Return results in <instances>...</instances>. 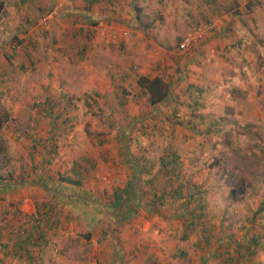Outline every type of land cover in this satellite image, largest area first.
Instances as JSON below:
<instances>
[{"label":"rangeland","instance_id":"1","mask_svg":"<svg viewBox=\"0 0 264 264\" xmlns=\"http://www.w3.org/2000/svg\"><path fill=\"white\" fill-rule=\"evenodd\" d=\"M99 1L105 14L98 19L102 22H107L109 14L118 25L127 9L133 20L146 26L144 31L154 24L153 33L150 28L151 34L138 39L139 58L133 60L119 48L123 31L108 44V58H94L92 36L87 32L89 38L79 41L87 55L72 61L66 44L74 24L67 9L83 7L87 1L4 0L0 21L8 11L6 17L11 16L16 27L23 25L17 37L33 25L39 32L36 51L43 50L42 43H51L50 48L63 55L58 59L63 64L50 73L36 66V73L29 75L30 89L15 69L13 83L0 95V264H39L40 260L51 264L61 242L71 243L75 256L86 254L85 258L90 249L101 245L112 252V264H120L118 257L127 259V264L146 260L149 264H201L200 255L207 247L194 246L201 232L184 240L181 220L172 215L173 210L152 205L145 191H140L132 157L138 143L155 155L175 144L187 161L186 177L209 189V220L215 226L221 222L224 228L217 226L218 236L232 233L247 242L253 234H246L249 220L264 199V0ZM199 30L203 37L198 36L178 59L174 73H161L171 88L169 97L151 104L143 95L144 87L137 88L139 75L152 71L156 49L174 50L185 36ZM54 33L62 37L60 43ZM94 61L100 66L97 71L90 64ZM66 62L74 66L73 77ZM121 68L130 76L119 81ZM198 115L206 116V124L216 116L225 129L220 135L203 133L205 124L194 126L200 121ZM143 123L147 133L142 131ZM77 169L84 174L80 185L62 180L77 179ZM132 180L134 190L122 192V206H117L115 190L125 189ZM262 214L256 224L264 223ZM41 223L49 230L47 242L39 239L35 249L21 247L16 254L12 243H27L33 225ZM135 244L141 247L129 250ZM217 246L218 242L213 244ZM182 250L187 257H174ZM257 259L264 262L263 250Z\"/></svg>","mask_w":264,"mask_h":264},{"label":"trees","instance_id":"2","mask_svg":"<svg viewBox=\"0 0 264 264\" xmlns=\"http://www.w3.org/2000/svg\"><path fill=\"white\" fill-rule=\"evenodd\" d=\"M211 1L215 2L216 0ZM4 4V0H0V15L4 10ZM140 86L144 87L143 95H145L149 102L153 105L164 101L170 95L171 88L163 77L157 76L148 84L147 79L145 77H141ZM199 92L200 91L198 90V93ZM124 97V100L128 101L127 96ZM86 103L90 106L89 100H87ZM1 115L0 106V149ZM197 117L200 121L194 122V126H199L200 122L205 124L206 127L203 133L207 135H220L222 130L225 129L224 125L221 126V120L216 116L209 118L210 124H206V116L198 115ZM145 128L146 126L143 123V133L148 132L145 131ZM89 134L93 137V133L89 132ZM97 136L102 137L101 134ZM106 140L107 139L104 141ZM133 150L136 152V154H132V157L137 164L135 172H138L139 174L138 181L140 191H145V196L150 199L152 205L154 203L155 205H159L157 206L158 208L164 207L167 210H173L172 215H176L177 218L181 220L182 238L184 240H189L193 234L198 231L201 232L202 238L194 243L196 249H204L202 245L207 247L206 253L200 255L201 264H208L211 261H214V264H261L260 261L255 258L260 250L264 251V223L260 220L259 223L256 224V219L258 214L264 213V199L260 204V208L256 210L254 215L249 220L250 226L246 228V234L252 231L253 234L247 242L235 238L232 233L224 232L225 237H219L217 233V226L221 227L222 223L219 222V225L215 226L212 223V220H209V207L207 201L209 189H207L204 183H196L186 177L187 161H185V158H183V155L177 149V146L175 144H169L163 147L159 155L150 154V150L140 143H138ZM215 163H218V160ZM76 173L78 174L77 179L63 177L62 180L68 183L80 185L84 178V174L79 171V169H77ZM0 179L3 178L0 177ZM133 190V180L127 184L125 189L115 190L116 197L119 199L117 206H122L120 201L122 198V192L123 194L125 192L128 194ZM263 218L264 215L262 214L261 219ZM221 229H224L223 226ZM90 233L91 232H88L87 235L90 236ZM48 235L49 230H45L43 224L41 223L33 225V233H30L25 240L32 245L34 243L40 244L39 239L47 242ZM216 242H218V246L213 247V244ZM23 245H25L24 241H20V247H23ZM174 257L184 258L187 257V253L182 250L176 252Z\"/></svg>","mask_w":264,"mask_h":264},{"label":"crops","instance_id":"3","mask_svg":"<svg viewBox=\"0 0 264 264\" xmlns=\"http://www.w3.org/2000/svg\"><path fill=\"white\" fill-rule=\"evenodd\" d=\"M87 1L88 4L82 6L78 5H72L69 9H67V12L71 14L73 29H70L71 36L70 39H68L66 47L70 50L72 55V61L75 63L77 61H80L79 59L82 58L84 55H87L85 53V45L80 44V40H87V32L92 36L90 39L92 41V46L90 54L94 55V58H108L109 56V46L113 40H117V35L120 32L123 31L122 36L125 37L120 40L119 48L126 50L127 54L130 56L129 58H132L133 60L136 58H139L141 56V50L139 49L138 39L140 37H144L145 34H151L149 32V29H152V33L154 31V24L151 26H148V30L144 29L146 26H143V23H139L136 20H133L132 16L128 14L129 10L125 9L123 10V13L119 16V18L122 20L118 25H116L117 22L114 18H111V16H108L107 22L98 20L99 18H103L105 14H103L100 10V1L99 0H84ZM7 9L10 10L13 14L16 15V11H14L13 7H9V3H6ZM12 9V10H11ZM8 15V11L7 14ZM3 16L0 21V95L4 94V91L9 87L10 83H13V72L15 69L19 71L20 78L23 83L28 82V89L32 87V80L29 78V75L34 72V68H38V70L42 71V67L45 68L47 73H50V69L57 70L61 65L63 64L60 62L61 57H63L62 54H56L55 51H53L50 46L51 43H42V51H36L39 48V41H37V37L35 35L39 34L38 30L32 26H30V30L28 33H21L19 32L20 37L16 36V33L24 29L23 25H19V27H16L14 22L11 21L9 18ZM137 14V18H138ZM15 19V16L12 17ZM16 18H20L19 16H16ZM19 20V19H18ZM28 21V17L26 19ZM34 21H31L32 23ZM97 22V23H96ZM127 27H131L129 30H127ZM133 27H136L137 29L132 30ZM143 27V28H141ZM20 28V29H17ZM96 31V32H95ZM59 33H54L56 35V38L61 40V36L58 35ZM132 34L134 35L132 37ZM204 35V34H203ZM53 36V35H52ZM118 36V37H119ZM228 38H230V32L226 35ZM149 39V38H146ZM236 39L235 41H237ZM182 41V40H181ZM180 41V42H181ZM107 43L108 46H104L103 48H96L97 43ZM179 42V44H180ZM229 42V41H228ZM82 45V47H80ZM134 48L133 50H130L129 48ZM179 46V45H178ZM199 46V45H198ZM159 49V48H158ZM156 49L157 59H154L152 62V71L140 74L137 81V88H142L140 86V78L145 77L147 79V84L153 79L158 77H163L161 73H174L175 71V65L179 63L178 59H180L184 53L180 52L178 50V47L174 50H170L168 47H163L160 49V51ZM68 50V51H69ZM214 50V49H213ZM187 52V51H186ZM161 54V55H160ZM35 55V57H32ZM92 57V56H91ZM35 58V59H34ZM60 59V60H58ZM177 59V61L175 60ZM77 60V61H75ZM35 61L37 64L34 65ZM66 66L70 69L71 76L75 74V69L70 62H66ZM79 63V62H78ZM120 63V62H119ZM122 63H125L122 61ZM91 66L95 71L100 67H97V63L94 61ZM38 66V67H36ZM90 67V68H92ZM123 70L122 68L119 70V81L123 79H128L130 76V71ZM36 73V72H34ZM102 73V72H101ZM105 73V72H104ZM101 76V75H100ZM114 76V73H111L109 76V83L112 85L114 82V79L112 78ZM18 80V79H17ZM136 82L134 83V88ZM59 85V84H58ZM127 86V85H126ZM140 86V87H139ZM96 88H99L96 86ZM113 86L109 87L111 90ZM111 226L109 225V232L112 237L111 233ZM64 232V231H62ZM69 234V233H67ZM49 236V235H48ZM13 246L16 247L15 253H18V250L21 248L20 245H17V241L15 243H12ZM23 245V247L28 246L31 247L29 250L34 248V244L32 246ZM60 249L57 248V254L54 255V259H52L51 264H112V258L110 257L112 255V252H110V249H108V252L103 250V247L99 245L100 247H93L87 252L88 258L84 257H77L75 256V252H73V246L71 243H59ZM121 247V246H120ZM141 245L135 244L134 246H130L129 250L134 249L137 251ZM35 249V248H34ZM98 249L99 252L97 253L95 250ZM121 249V248H120ZM43 250V249H41ZM48 252V249H46ZM103 250V251H102ZM114 250L116 254V246L114 244ZM29 251V252H30ZM124 251H128V249H123ZM20 253V252H19ZM43 256V254L41 255ZM32 259V252L30 255ZM49 258V257H47ZM52 258V257H51ZM120 264H127V259H121L118 257ZM257 259V257H256ZM259 260V259H258ZM260 261V260H259ZM39 264H48V261L40 260ZM45 262V263H43ZM146 262V263H145ZM144 264H149L148 260H146ZM261 262V261H260ZM264 264V262H261ZM165 264H170V261H167Z\"/></svg>","mask_w":264,"mask_h":264},{"label":"built area","instance_id":"4","mask_svg":"<svg viewBox=\"0 0 264 264\" xmlns=\"http://www.w3.org/2000/svg\"><path fill=\"white\" fill-rule=\"evenodd\" d=\"M56 9H54L52 12L48 13L49 15H47L44 20L45 23H48L49 19L54 15V11ZM204 28H206V26H204ZM202 30H199L198 32H196L195 35H187L185 36L182 41L180 42L179 46H178V50L182 53H185L186 51H188L190 49L191 46L194 45V43L196 42V38L199 36V38L203 37V34L201 32Z\"/></svg>","mask_w":264,"mask_h":264},{"label":"water","instance_id":"5","mask_svg":"<svg viewBox=\"0 0 264 264\" xmlns=\"http://www.w3.org/2000/svg\"><path fill=\"white\" fill-rule=\"evenodd\" d=\"M104 209H105V211H107L106 208H104ZM107 212H108V211H107ZM111 233H112V237H113V232L111 231Z\"/></svg>","mask_w":264,"mask_h":264}]
</instances>
